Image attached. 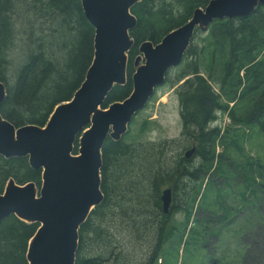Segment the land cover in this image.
<instances>
[{"label": "trees", "instance_id": "16d2710c", "mask_svg": "<svg viewBox=\"0 0 264 264\" xmlns=\"http://www.w3.org/2000/svg\"><path fill=\"white\" fill-rule=\"evenodd\" d=\"M209 1L136 3L131 9L137 24L130 30L134 43L128 52L127 82L114 86L102 107L131 94L134 62L144 41L160 43ZM197 32L183 59L195 56V61L181 63L174 83L184 80L177 89L180 136L160 142L107 139L101 168L104 198L79 229L75 264H161L164 246L176 238L180 243L192 230L206 245L210 237L219 236L220 251L210 255V264H237L243 249V264H264V253L253 254L256 238L264 239V163L245 150L240 131L228 127L221 134L219 127H210L217 111H228L234 102L232 125L257 128L264 135V6L246 17L214 20L201 46L194 48ZM94 34L81 0H0V81L7 92L2 116L16 127L44 126L56 105L71 100L84 81L94 55ZM202 64L212 72L208 77L200 70ZM214 73L219 75V92L210 83ZM192 146L194 160L186 156ZM220 146L223 151L217 152ZM180 149H185L183 155ZM218 178L227 187H217L218 195L206 201L208 183ZM10 179L40 187L43 177L27 156L0 155V193ZM166 187L172 188L173 201L182 192L185 216L180 222L171 221L163 210ZM236 187L239 201L227 204ZM217 224L219 229L230 227L232 238L227 232L217 234ZM38 226L15 215L4 219L0 264H28V243Z\"/></svg>", "mask_w": 264, "mask_h": 264}, {"label": "water", "instance_id": "95a60500", "mask_svg": "<svg viewBox=\"0 0 264 264\" xmlns=\"http://www.w3.org/2000/svg\"><path fill=\"white\" fill-rule=\"evenodd\" d=\"M140 1L81 0L95 31L93 59L71 100L56 105L44 126L16 127L0 112V155L27 156L30 166L42 171L40 188L34 182L18 184L10 179L0 193V224L10 215L39 224L28 243V264H75L79 229L104 198L101 168L107 139H122L138 111L166 81L169 70L182 63L197 29L207 31L216 19L246 17L264 6V0H210L204 8H196L186 23L160 43L144 41L140 45L131 94L103 108L114 86L127 82L128 52L134 43L130 30L137 24L131 9ZM6 96L0 81V107ZM195 150L192 146L186 156ZM161 199L168 213L173 201L171 187L162 190Z\"/></svg>", "mask_w": 264, "mask_h": 264}, {"label": "rangeland", "instance_id": "374dc122", "mask_svg": "<svg viewBox=\"0 0 264 264\" xmlns=\"http://www.w3.org/2000/svg\"><path fill=\"white\" fill-rule=\"evenodd\" d=\"M197 31V30H196ZM195 31V32H196ZM208 31V30H207ZM207 31L199 30L197 32L193 45L194 48H198L201 46L202 41L201 38L204 37ZM185 58V57H184ZM195 56L189 57L186 62L194 63ZM185 60L182 62V64ZM185 62V63H186ZM143 63V60L141 61ZM181 65V64H180ZM180 65L171 68L166 75V81L158 86L150 101L135 115L132 121L128 125L127 132L122 136L127 142H146V141H163L169 138H177L180 136L182 130L181 124V116H180V103L179 97L177 94V89L180 84L183 83L184 80L181 82L174 84L177 80L179 73ZM200 70L204 76H209L208 74L211 72L208 71V66L202 64ZM212 73V72H211ZM219 75L215 74L211 78V84L213 85L215 91L220 90V84L218 83ZM73 97V96H72ZM234 105V102H229L228 111L221 112L217 111L216 119L210 124V127L217 126L220 128L221 134L224 132L226 133V129L232 128L234 130L240 131V142L245 144V150L248 151L253 157L259 158L262 163H264V135L259 132L257 128L249 130L244 125L234 126L232 125V119L230 116V111ZM239 129V130H238ZM235 131H229L228 134L232 135ZM81 132L77 135L76 141L74 143V152L78 153L79 149V136ZM190 149V148H188ZM187 149V150H188ZM229 150L233 154L237 153V149L234 146H229ZM182 155L185 152V149L179 150ZM223 149L220 146L217 148V152H222ZM177 153V152H176ZM193 160L195 159L194 155H192ZM199 160V157L196 158V161ZM218 182L211 181L208 183V187L205 191L206 201H209L214 196L218 195L217 187H227L224 184V181L218 178ZM207 183V182H206ZM189 184V183H188ZM236 184V183H233ZM41 187V186H40ZM38 187V188H40ZM205 187V186H204ZM239 188H234V192H230L227 196L226 203L232 204L236 201H239V194L237 193ZM178 195L177 199L172 201V205L170 207V211L168 214L171 217V221L180 222L184 219L185 211L182 208V202L184 203L183 196L181 194ZM224 202V200H222ZM176 203V207L173 210V204ZM222 207V206H221ZM219 209H222L219 206ZM195 216L199 215V210L195 213ZM204 216L206 213L203 214ZM215 224H213L214 226ZM190 226V225H189ZM188 229V228H187ZM214 231L217 234L226 233L227 237L233 236V233L230 227H224L219 229V225L215 226ZM263 235L258 236L254 243V253H264V239ZM175 242H170L164 246L162 251V258L163 262L161 264H210V255L211 254H218L220 251V247L217 243L219 241L218 235H213L209 238V244H204L203 241L199 240V237H196L193 230L188 231L182 241L179 243L177 238L174 240ZM244 241V240H243ZM246 241V240H245ZM216 243V244H215ZM218 252V253H217ZM136 255L140 258V252H136ZM245 255V250H241L240 256L237 257V264H243L242 260ZM161 261V258L158 259V262Z\"/></svg>", "mask_w": 264, "mask_h": 264}]
</instances>
